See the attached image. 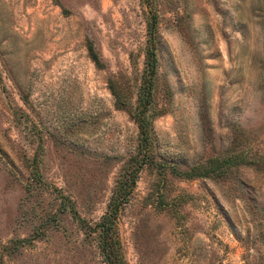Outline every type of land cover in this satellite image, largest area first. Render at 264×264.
Segmentation results:
<instances>
[{
    "label": "rangeland",
    "instance_id": "obj_1",
    "mask_svg": "<svg viewBox=\"0 0 264 264\" xmlns=\"http://www.w3.org/2000/svg\"><path fill=\"white\" fill-rule=\"evenodd\" d=\"M117 178L125 264H264V0H0V264H105Z\"/></svg>",
    "mask_w": 264,
    "mask_h": 264
},
{
    "label": "trees",
    "instance_id": "obj_2",
    "mask_svg": "<svg viewBox=\"0 0 264 264\" xmlns=\"http://www.w3.org/2000/svg\"><path fill=\"white\" fill-rule=\"evenodd\" d=\"M150 39V38H149ZM151 41V39H150ZM88 53L95 64H99L97 53L93 50L89 44L87 46ZM154 48L148 46L146 53V64L148 66L149 74L155 71V56ZM111 91L115 98V102L118 105L123 104V101L119 98L118 92L110 84ZM146 91V90H145ZM145 91L143 92L145 94ZM142 109L139 110L141 112ZM143 117L138 118L137 121L142 128L141 133L145 142L148 144V137L150 133L146 128V123H142ZM165 159V158H164ZM253 162L252 159H246L244 156L239 154H231L223 157L211 156L207 157L202 162H196L188 165L185 168H179L177 163L174 161L161 160L160 165L167 166L168 171L175 176L183 178H191L196 176H220L224 173V170L230 165H237L238 163ZM168 164V165H167ZM132 178H125L124 180L116 179L115 185L118 188L117 192H113L110 200L107 203L105 212L101 215L100 220L94 225H86L85 230L88 232L98 233V247L101 252L103 261L105 264H125L121 250L120 243L115 228V217L119 207L126 201L125 191L130 186V180ZM61 199H63V196ZM79 220L77 217H75Z\"/></svg>",
    "mask_w": 264,
    "mask_h": 264
}]
</instances>
